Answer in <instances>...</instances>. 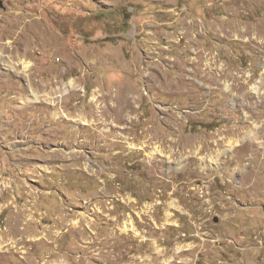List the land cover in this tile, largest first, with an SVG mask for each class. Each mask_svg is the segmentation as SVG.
Returning <instances> with one entry per match:
<instances>
[{
    "label": "rangeland",
    "instance_id": "obj_1",
    "mask_svg": "<svg viewBox=\"0 0 264 264\" xmlns=\"http://www.w3.org/2000/svg\"><path fill=\"white\" fill-rule=\"evenodd\" d=\"M0 264H264V0H0Z\"/></svg>",
    "mask_w": 264,
    "mask_h": 264
},
{
    "label": "bare ground",
    "instance_id": "obj_2",
    "mask_svg": "<svg viewBox=\"0 0 264 264\" xmlns=\"http://www.w3.org/2000/svg\"><path fill=\"white\" fill-rule=\"evenodd\" d=\"M27 66H29L28 64H27ZM26 66V67H27ZM71 83V82H70ZM255 89H256V87H255ZM96 91V93H97V89L95 90ZM116 92V91H115ZM95 93V92H94ZM116 95V94H115ZM125 103L127 104V106L131 103V101H130V95L128 94V93H125ZM92 101L95 103L96 101H97V96H95V95H93L92 97ZM116 98V97H115ZM132 105V104H131ZM125 115H128V113H126ZM100 116V115H99ZM99 118V117H98ZM101 120V119H100ZM103 121H105V120H103ZM238 139V138H237ZM233 144V143H232ZM230 145V148H232V146L233 145H237L238 144V142L237 141H235V143L233 144V145ZM161 153H163L162 152V150L161 149H159V148H155L154 149V151H152V152H150V155L151 156H153L154 155V157H155V154H161ZM180 162V161H179ZM178 247V246H177ZM166 262V261H165Z\"/></svg>",
    "mask_w": 264,
    "mask_h": 264
}]
</instances>
